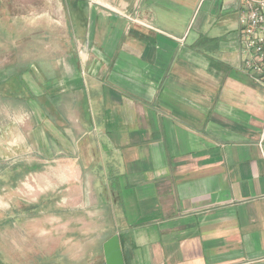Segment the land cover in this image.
Here are the masks:
<instances>
[{
    "label": "crops",
    "instance_id": "1",
    "mask_svg": "<svg viewBox=\"0 0 264 264\" xmlns=\"http://www.w3.org/2000/svg\"><path fill=\"white\" fill-rule=\"evenodd\" d=\"M242 5L76 1L86 50L0 69L12 96L37 97L27 136L0 126V162L28 140L91 157L119 214L102 247L118 234L125 264H264V89L242 68Z\"/></svg>",
    "mask_w": 264,
    "mask_h": 264
},
{
    "label": "rangeland",
    "instance_id": "2",
    "mask_svg": "<svg viewBox=\"0 0 264 264\" xmlns=\"http://www.w3.org/2000/svg\"><path fill=\"white\" fill-rule=\"evenodd\" d=\"M76 1L0 0V69L19 76L36 64L51 72L66 53L86 50L70 23L79 17L69 13ZM14 80L0 84V126L18 120L27 136L37 97L29 88L22 100L12 96ZM62 148L54 157L38 156L28 140L20 156L0 162V263L104 264L102 244L118 230L117 208L92 158Z\"/></svg>",
    "mask_w": 264,
    "mask_h": 264
},
{
    "label": "built area",
    "instance_id": "3",
    "mask_svg": "<svg viewBox=\"0 0 264 264\" xmlns=\"http://www.w3.org/2000/svg\"><path fill=\"white\" fill-rule=\"evenodd\" d=\"M241 1L239 50L242 68L264 89V0Z\"/></svg>",
    "mask_w": 264,
    "mask_h": 264
},
{
    "label": "water",
    "instance_id": "4",
    "mask_svg": "<svg viewBox=\"0 0 264 264\" xmlns=\"http://www.w3.org/2000/svg\"><path fill=\"white\" fill-rule=\"evenodd\" d=\"M106 264H125L118 234L110 237L103 245Z\"/></svg>",
    "mask_w": 264,
    "mask_h": 264
},
{
    "label": "trees",
    "instance_id": "5",
    "mask_svg": "<svg viewBox=\"0 0 264 264\" xmlns=\"http://www.w3.org/2000/svg\"><path fill=\"white\" fill-rule=\"evenodd\" d=\"M25 83V82H24ZM26 84V83H25ZM27 86V85H26ZM28 88V87H27ZM0 264H2V263H0Z\"/></svg>",
    "mask_w": 264,
    "mask_h": 264
}]
</instances>
